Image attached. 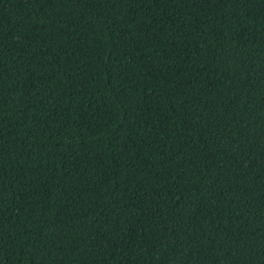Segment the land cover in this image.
<instances>
[{"label": "trees", "instance_id": "1", "mask_svg": "<svg viewBox=\"0 0 264 264\" xmlns=\"http://www.w3.org/2000/svg\"><path fill=\"white\" fill-rule=\"evenodd\" d=\"M0 264H264V0H0Z\"/></svg>", "mask_w": 264, "mask_h": 264}]
</instances>
